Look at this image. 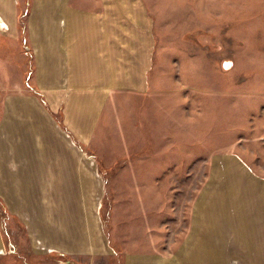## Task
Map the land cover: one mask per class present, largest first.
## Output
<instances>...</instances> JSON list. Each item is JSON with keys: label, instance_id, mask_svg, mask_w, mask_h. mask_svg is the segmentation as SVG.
<instances>
[{"label": "rangeland", "instance_id": "obj_1", "mask_svg": "<svg viewBox=\"0 0 264 264\" xmlns=\"http://www.w3.org/2000/svg\"><path fill=\"white\" fill-rule=\"evenodd\" d=\"M135 255L264 264V0H0V264Z\"/></svg>", "mask_w": 264, "mask_h": 264}, {"label": "crops", "instance_id": "obj_2", "mask_svg": "<svg viewBox=\"0 0 264 264\" xmlns=\"http://www.w3.org/2000/svg\"><path fill=\"white\" fill-rule=\"evenodd\" d=\"M100 27V26H99ZM101 29V27H100ZM102 48V47H101ZM102 54L107 56V47L105 46V48H102ZM105 63H102V65H104ZM20 155H22V151L20 152ZM10 157L12 156V160L16 161V162H23V158L24 157H19V154L17 153L16 150H12L11 155H9ZM19 157V158H18ZM29 158V160H27L26 163L31 162V165H35V168L32 166H30V170L29 172H24V174H28V177L31 178L33 176H37L38 178H42L41 179H60V176L58 175L57 171H60V168L57 170V163H59L58 159L59 156L57 153L52 152V149L50 151H46V155H43L42 152L37 151V155L32 156L30 158V156H26ZM7 162V160H6ZM9 163V162H8ZM11 164H8L6 167H8L9 165H13L12 162H10ZM51 165H54L55 167L52 168ZM15 166H17L15 164ZM14 166V167H15ZM18 167V166H17ZM2 169H4L5 167H1ZM53 169V171H52ZM57 173V174H56ZM32 174H35L32 176ZM54 189L57 192V182L55 180L54 182ZM43 189H45V187H43ZM207 239V238H206ZM196 245H200V250H203V256L206 259V252H205V248H206V244H205V238L202 237V239L198 238L197 239V244ZM252 252V251H251ZM217 254V252H215ZM128 264H160L156 257L153 255H146V256H139V255H135L133 256V259L130 258L129 262L127 261ZM205 264V263H204Z\"/></svg>", "mask_w": 264, "mask_h": 264}]
</instances>
